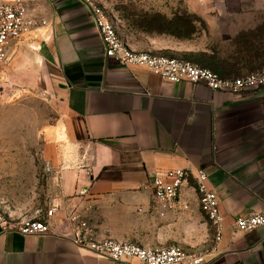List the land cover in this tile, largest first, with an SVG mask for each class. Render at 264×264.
<instances>
[{"label": "crops", "instance_id": "1", "mask_svg": "<svg viewBox=\"0 0 264 264\" xmlns=\"http://www.w3.org/2000/svg\"><path fill=\"white\" fill-rule=\"evenodd\" d=\"M25 1L36 25L15 43L21 60L39 64L36 84L55 110L47 163L56 208L49 233L1 232L0 264H140L133 257L98 258L79 247L66 219L71 213L95 238L175 245L201 255L202 264H264V226L229 227L235 217L264 213V89L231 95L202 83L169 82L142 66L120 67L105 56L80 0ZM179 4L178 14L188 17L181 24L185 34H148L131 48L221 78L264 66V0ZM175 167L207 173L224 217L218 241L194 179L182 185L172 209L153 197L152 177Z\"/></svg>", "mask_w": 264, "mask_h": 264}, {"label": "built area", "instance_id": "2", "mask_svg": "<svg viewBox=\"0 0 264 264\" xmlns=\"http://www.w3.org/2000/svg\"><path fill=\"white\" fill-rule=\"evenodd\" d=\"M80 1L82 8L93 21L104 47L105 56L114 59L120 67L142 66L169 82L202 83L213 91H222L231 95H240L248 90L264 89V66L240 77L221 78L213 71L187 61L134 50L118 33L108 10L99 0ZM35 25L36 23L27 14L25 0H0V67L11 61L17 53L19 46L15 41L25 37ZM189 177L195 181L200 207L212 223L214 239L218 241L224 229V217L219 212L215 192L206 184L207 173L203 169L175 167L155 174L150 181L153 197L163 208L172 209L179 202L180 188ZM55 208L53 205L41 215L24 216L15 222H12L0 208V233L7 231L21 235L49 233L53 225L51 219ZM66 219L72 226L71 234L75 243L98 258L118 262L124 257H133L140 264L203 263L201 255L187 252L175 245L147 248L136 243L119 242L109 237L95 238L86 221L79 215L71 213ZM261 226H264L262 212L238 216L229 223V227L237 231H250Z\"/></svg>", "mask_w": 264, "mask_h": 264}, {"label": "rangeland", "instance_id": "3", "mask_svg": "<svg viewBox=\"0 0 264 264\" xmlns=\"http://www.w3.org/2000/svg\"><path fill=\"white\" fill-rule=\"evenodd\" d=\"M101 2L130 47L148 37L142 30V20L162 11L177 14L180 9L179 0ZM19 50L0 67V208L12 222L41 215L53 206L47 130L55 110L50 95L36 84L39 64L21 60Z\"/></svg>", "mask_w": 264, "mask_h": 264}, {"label": "trees", "instance_id": "4", "mask_svg": "<svg viewBox=\"0 0 264 264\" xmlns=\"http://www.w3.org/2000/svg\"><path fill=\"white\" fill-rule=\"evenodd\" d=\"M188 17L180 16L178 13L173 14L171 18H167L161 13H155L153 18L142 20V30L146 34H171L179 36L185 34L186 27H181V24H186Z\"/></svg>", "mask_w": 264, "mask_h": 264}, {"label": "bare ground", "instance_id": "5", "mask_svg": "<svg viewBox=\"0 0 264 264\" xmlns=\"http://www.w3.org/2000/svg\"><path fill=\"white\" fill-rule=\"evenodd\" d=\"M61 135V134H60Z\"/></svg>", "mask_w": 264, "mask_h": 264}]
</instances>
